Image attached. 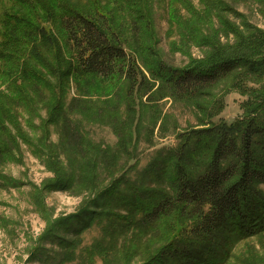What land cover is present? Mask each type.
I'll return each instance as SVG.
<instances>
[{
    "label": "rangeland",
    "instance_id": "374dc122",
    "mask_svg": "<svg viewBox=\"0 0 264 264\" xmlns=\"http://www.w3.org/2000/svg\"><path fill=\"white\" fill-rule=\"evenodd\" d=\"M42 1L50 8L60 2L107 14L149 88L130 94L121 77L103 81L72 75L60 92L58 78L40 68L46 83L56 85L51 92L22 82L14 73L18 63L0 54V99L10 86L16 99L22 98L10 103V118L0 110L2 131L16 140L10 156L0 160V264H144L168 241L182 239L188 226L178 225L173 234L171 218L147 224L142 210L119 201L134 191L142 196V191H170L169 169L161 161L178 146L177 135L207 127L208 121L241 120L251 100L247 89L260 87L244 75L233 76L207 97L181 102L150 75L151 61L182 67L206 59L214 45L255 42L256 34L264 33V0H142L144 25L133 20L127 0ZM14 5L0 0V52L12 49L5 45L2 19ZM38 23L55 41L44 57L52 62L61 53L65 62L71 60L57 24ZM58 100L61 110L55 111ZM108 210L129 215L130 222L99 216ZM164 264L180 261L166 256ZM226 264H264V233L231 242Z\"/></svg>",
    "mask_w": 264,
    "mask_h": 264
},
{
    "label": "trees",
    "instance_id": "16d2710c",
    "mask_svg": "<svg viewBox=\"0 0 264 264\" xmlns=\"http://www.w3.org/2000/svg\"><path fill=\"white\" fill-rule=\"evenodd\" d=\"M141 1L127 0L134 12L133 20L144 25L146 16ZM13 4V11L4 12L2 19L5 45L12 49L0 54L7 53L18 63L14 73L19 74L22 82L54 92L56 85L46 83L41 68L47 75L58 78L60 92L63 82L72 75L79 80L103 81L121 77L127 82L130 94L149 88L136 58L123 45L118 31L111 27L107 14L100 10L83 12L60 2L50 8L42 0H13ZM17 6L25 9L19 10ZM38 19L57 24L72 52L71 60L65 62L61 53H56L52 62L44 57V49H52L55 41L41 28ZM254 40L234 47L214 45L206 59L182 67L162 60L151 61L150 75L181 102L207 97L212 89L233 76L244 75V80H254L260 87L247 89L251 100L246 103L241 120L233 124L208 121L207 127L177 135L178 146L161 161L169 169L170 191H142L143 196L134 191L119 201V204L133 203L135 211L142 210L147 224L167 223L171 218L173 234L178 225L188 226L182 239L168 241L144 264H164L166 256L180 264H226L231 242L264 233V191L259 186L264 185V33L256 34ZM11 70L9 67L7 72ZM21 100V97L16 99L10 86L0 99V110L10 118V103ZM4 105L7 110L1 107ZM52 108L61 110L60 100ZM205 120L206 116L202 122ZM2 129L5 126L0 122L4 134L0 136V160L10 156L12 142L16 141L10 132ZM67 131L66 127L62 129L66 137ZM101 214L112 221L130 222L129 215L112 210Z\"/></svg>",
    "mask_w": 264,
    "mask_h": 264
}]
</instances>
